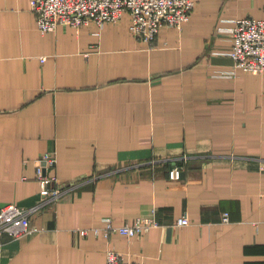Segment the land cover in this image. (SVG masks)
I'll return each instance as SVG.
<instances>
[{
  "label": "crops",
  "instance_id": "obj_1",
  "mask_svg": "<svg viewBox=\"0 0 264 264\" xmlns=\"http://www.w3.org/2000/svg\"><path fill=\"white\" fill-rule=\"evenodd\" d=\"M194 2L150 47L128 14L41 33L30 0H0V208L35 229L1 234L0 264H105L107 248L138 264H264V73L226 55L234 20H264V0ZM38 173L58 200L39 205ZM152 210L146 234L93 232Z\"/></svg>",
  "mask_w": 264,
  "mask_h": 264
},
{
  "label": "built area",
  "instance_id": "obj_2",
  "mask_svg": "<svg viewBox=\"0 0 264 264\" xmlns=\"http://www.w3.org/2000/svg\"><path fill=\"white\" fill-rule=\"evenodd\" d=\"M195 7L194 0H30V9L35 15V24L41 33L54 32L60 26L79 29L88 24L102 28L106 23L119 20L123 14L129 15V30L132 35L152 47L159 30L163 26L180 30L189 20ZM230 34L232 46L226 53L233 61V68L247 73H264V20L239 18L234 20ZM226 76H230L228 73ZM42 159L55 165L56 158L52 152H46ZM181 166H174L167 175L171 180H179ZM41 184V202L39 205L58 200L63 194L56 176L37 174ZM138 217L132 224L113 225L111 219L104 220L100 229H93L96 235L101 233L109 237L120 234L134 238L146 234L151 228L160 226L155 218ZM29 212L15 204L0 208V235L8 234L12 238L31 235L35 229L30 225ZM188 218L176 221V226H186ZM223 221H228L225 214ZM87 234L86 230L81 231ZM105 264H138L126 261L120 253L107 248Z\"/></svg>",
  "mask_w": 264,
  "mask_h": 264
}]
</instances>
